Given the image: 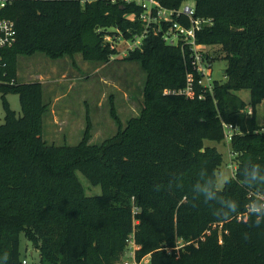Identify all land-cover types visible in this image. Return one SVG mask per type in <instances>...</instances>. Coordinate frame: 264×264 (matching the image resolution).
Here are the masks:
<instances>
[{
  "label": "trees",
  "instance_id": "obj_1",
  "mask_svg": "<svg viewBox=\"0 0 264 264\" xmlns=\"http://www.w3.org/2000/svg\"><path fill=\"white\" fill-rule=\"evenodd\" d=\"M101 1L17 0L0 11L17 30L15 43L0 48L6 112L0 124V198H35V208L50 213L61 235L45 239L42 251L55 264H110L107 255L131 240L140 246L139 258L151 256L150 264H264V125L257 120L264 102V0H192L194 17L212 22L197 32L198 44L220 45L228 62L227 80H215L204 99L176 93L193 70L192 51L166 43L163 34L171 24L163 22L159 34L150 32L126 55L168 66L167 78L148 88L141 117L102 145L83 141L58 150L41 136L43 84L16 80L15 54L83 50V31L95 20L101 28L96 56L118 55L105 37L142 36L143 8L132 0L99 11ZM159 1L178 9L186 0ZM174 21L190 25L183 15ZM243 89L250 90L248 101L238 94ZM10 93L20 96L22 115L12 110ZM224 124L238 129L231 139L236 171L220 189L216 174L223 156L204 141H223ZM79 173L102 194L86 196ZM23 230L19 214L0 211V264L3 240L6 263H21ZM180 238L186 240L182 246Z\"/></svg>",
  "mask_w": 264,
  "mask_h": 264
},
{
  "label": "rangeland",
  "instance_id": "obj_2",
  "mask_svg": "<svg viewBox=\"0 0 264 264\" xmlns=\"http://www.w3.org/2000/svg\"><path fill=\"white\" fill-rule=\"evenodd\" d=\"M128 1L130 2L108 0V4H105L102 0L99 11ZM185 3L193 4V1L186 0ZM94 22L95 20L90 21L83 31L86 40L83 50L70 48L53 55L35 48L15 54L13 70L16 80L21 83L43 84L45 110L38 116L41 136L47 146H54L58 150L66 146H77L83 141L90 145L104 144L130 121L141 117L149 103L148 88L167 78L168 66L160 62L146 63L139 59H127L130 45L124 39L114 41L112 36H106L105 41L113 43L120 53L110 58L97 57V32L101 28L93 24ZM206 49L212 57L213 78L225 82L227 54L220 45H206ZM98 54L101 55L99 52ZM238 94L246 101L250 99V90L243 89ZM2 96L0 91V124L5 122L6 116ZM6 98L12 110L18 116L22 115L20 96L10 93ZM257 120L264 123V103L257 107ZM204 142L206 146L216 147L222 153V165L217 170L216 179L218 187L223 189L236 171L232 160L231 140L226 136L220 142L209 139ZM79 176L86 196L102 194L100 186H93L81 173ZM34 203L35 198L24 200L3 196L0 198V211L14 212L21 217L24 230L20 233V264L24 259L28 264H55L43 254L42 249H47L45 239L51 240L61 235V227L55 223L49 212L36 209ZM185 242V239H178L179 246ZM2 244L1 264H7L6 240ZM139 249L140 246L131 242L122 251L111 253L107 257L110 264H150L151 256L139 258Z\"/></svg>",
  "mask_w": 264,
  "mask_h": 264
},
{
  "label": "built area",
  "instance_id": "obj_3",
  "mask_svg": "<svg viewBox=\"0 0 264 264\" xmlns=\"http://www.w3.org/2000/svg\"><path fill=\"white\" fill-rule=\"evenodd\" d=\"M17 0H0V11L7 5ZM132 1V0H130ZM143 11L140 14V19L144 24V32L142 36L133 41H127L130 45L129 49H134L142 45L143 39L150 33L159 34L163 30V22L169 23L170 28L163 34L166 43L171 45L181 44L187 46L192 51L191 64L192 71L187 73L186 86L179 91H174L187 98L204 99L207 93H212L214 89L215 78H213V63L206 45L198 44L197 32L202 30L203 26L210 25V19L194 17L195 4L183 3L178 9H169L165 7L159 0H138ZM128 17L131 20L136 18L135 14H130ZM186 16L190 20V25L185 26L177 21H174V16ZM16 23L9 18H0V48L11 47L16 41ZM0 67H5L0 56ZM0 82H2L0 80ZM170 92V91H166ZM252 113V109H249ZM226 136L231 140L232 135L237 128L231 125L224 124ZM135 243L131 240L129 243ZM22 264H28L27 260H23Z\"/></svg>",
  "mask_w": 264,
  "mask_h": 264
},
{
  "label": "crops",
  "instance_id": "obj_4",
  "mask_svg": "<svg viewBox=\"0 0 264 264\" xmlns=\"http://www.w3.org/2000/svg\"><path fill=\"white\" fill-rule=\"evenodd\" d=\"M264 103V102H263ZM260 125H264V123L262 124V123H259Z\"/></svg>",
  "mask_w": 264,
  "mask_h": 264
},
{
  "label": "water",
  "instance_id": "obj_5",
  "mask_svg": "<svg viewBox=\"0 0 264 264\" xmlns=\"http://www.w3.org/2000/svg\"><path fill=\"white\" fill-rule=\"evenodd\" d=\"M224 72H226V71H224Z\"/></svg>",
  "mask_w": 264,
  "mask_h": 264
}]
</instances>
